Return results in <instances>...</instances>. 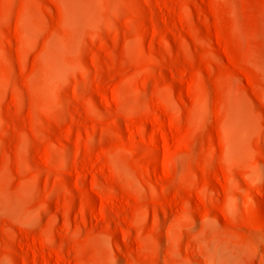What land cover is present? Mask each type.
Masks as SVG:
<instances>
[{
  "label": "rangeland",
  "instance_id": "obj_1",
  "mask_svg": "<svg viewBox=\"0 0 264 264\" xmlns=\"http://www.w3.org/2000/svg\"><path fill=\"white\" fill-rule=\"evenodd\" d=\"M0 264H264V0H0Z\"/></svg>",
  "mask_w": 264,
  "mask_h": 264
},
{
  "label": "bare ground",
  "instance_id": "obj_2",
  "mask_svg": "<svg viewBox=\"0 0 264 264\" xmlns=\"http://www.w3.org/2000/svg\"><path fill=\"white\" fill-rule=\"evenodd\" d=\"M205 111H206L207 113H212V112H213V110H212L211 108H209V107H206V108H205Z\"/></svg>",
  "mask_w": 264,
  "mask_h": 264
}]
</instances>
